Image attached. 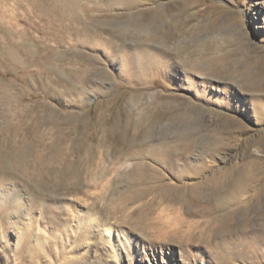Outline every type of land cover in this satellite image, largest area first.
I'll list each match as a JSON object with an SVG mask.
<instances>
[{
    "label": "rangeland",
    "instance_id": "obj_1",
    "mask_svg": "<svg viewBox=\"0 0 264 264\" xmlns=\"http://www.w3.org/2000/svg\"><path fill=\"white\" fill-rule=\"evenodd\" d=\"M0 264H264V0H0Z\"/></svg>",
    "mask_w": 264,
    "mask_h": 264
},
{
    "label": "bare ground",
    "instance_id": "obj_2",
    "mask_svg": "<svg viewBox=\"0 0 264 264\" xmlns=\"http://www.w3.org/2000/svg\"><path fill=\"white\" fill-rule=\"evenodd\" d=\"M186 22V21H185ZM188 23V22H187ZM185 28V27H184ZM139 39V38H138ZM114 121V119H113ZM116 123V122H115ZM113 125V124H112ZM119 125V124H118ZM115 128L117 130V132H113L111 131V134L112 135H115V139L112 140L114 142H109L111 144V148H112V153L113 155L117 156V157H121L124 153H126L128 150L130 149H133L135 147V143L133 141H131L130 139L129 140H124V138L122 137H118V133H119V128H120V125L117 126L115 124ZM112 130V129H111ZM99 151V150H98ZM93 156V155H92ZM125 156V155H124ZM77 174V173H76ZM259 179H255V181H257ZM141 183H144L142 182V179L140 180ZM140 184V183H139ZM135 187V186H133ZM245 191V188H242L239 192V194H242L243 192ZM224 208H221L220 210H222ZM225 222L227 225H233L234 223L237 222H234V220H232L231 218H225Z\"/></svg>",
    "mask_w": 264,
    "mask_h": 264
}]
</instances>
